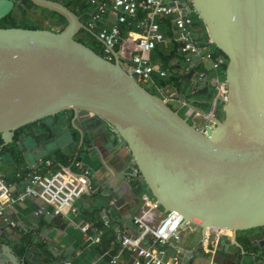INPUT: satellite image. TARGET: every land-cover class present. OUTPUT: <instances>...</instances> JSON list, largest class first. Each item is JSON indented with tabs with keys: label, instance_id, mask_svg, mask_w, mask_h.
I'll return each instance as SVG.
<instances>
[{
	"label": "water",
	"instance_id": "95a60500",
	"mask_svg": "<svg viewBox=\"0 0 264 264\" xmlns=\"http://www.w3.org/2000/svg\"><path fill=\"white\" fill-rule=\"evenodd\" d=\"M30 1L62 15L67 24L57 30L0 28V159L15 160L22 169L30 163L24 138L31 147L37 136L54 142L63 137L65 125L47 124L50 130L39 127L18 141L16 131L71 111L89 160L93 135L119 136L140 180L165 212H179L185 224L204 233L209 227L231 230L218 245L231 240L247 253L239 233L264 228V0H191L193 13L228 59L227 100L223 116L211 117L216 126L210 135L138 83L117 50L109 60L78 40L85 30L106 44L64 2ZM15 9L14 0H0V20ZM3 248L11 250L7 257L15 264L12 249ZM254 256L264 259L262 252Z\"/></svg>",
	"mask_w": 264,
	"mask_h": 264
},
{
	"label": "crops",
	"instance_id": "0c3cea01",
	"mask_svg": "<svg viewBox=\"0 0 264 264\" xmlns=\"http://www.w3.org/2000/svg\"><path fill=\"white\" fill-rule=\"evenodd\" d=\"M190 5V1L186 0V7ZM116 21L117 16L110 10L102 14L100 24L103 29H109L116 24ZM198 32L201 37L206 36L205 31L201 28H198ZM141 33L143 31L139 30L136 25L125 26L122 35L123 49L125 51L133 50V37H137ZM155 63L161 66L157 62ZM185 65L203 66L200 74L204 73V76L201 80L208 74L214 76L216 98L211 111L213 110L215 116L220 118L221 114L217 105L224 101L219 96L218 87L220 85L218 82L225 80L221 71L211 70L208 63L201 60L199 56H194L190 63L184 61L182 67ZM150 85H153V82ZM161 94L168 98L169 102L179 103L176 99L177 91L173 86L162 89ZM185 104L184 102L182 107ZM206 117L199 111V113H193L190 119L202 126ZM63 127L65 133L62 138H56L54 142H44L46 139L44 136H35L37 145L33 147L27 145L22 148L28 153L30 160V163L22 169L18 168V163L15 160L6 162V160L0 159V174L7 179L13 176L19 177L21 172L31 170L22 182L10 183L12 193L16 197L26 189L30 175L35 170L40 171L39 167L45 159L56 152H64V150L73 147L68 150L70 151L68 154L77 156V167L81 170L80 172L89 171L91 193L100 191L102 197L96 198L90 193L85 194L74 205L75 210L69 209L63 216L55 215L54 207L39 196L28 195L24 200H15L14 202L0 200V210H3V214H0V264H13L11 258L7 257V255L12 256L11 250L8 248L4 250V245L12 249L16 256L15 264H66L68 262L71 264H112L110 260L102 257L101 248L104 246L93 243V240L89 238L90 236L95 237L101 232L92 230L93 223L82 214L84 209L93 211L100 208L96 220L101 218L107 225L110 224L118 234L119 245L111 247L115 251L120 248L121 239L124 236H135L139 233V228L134 223L136 216L147 218L153 225L166 214L163 211L154 212L151 204L142 200V194L147 193L148 189L145 184L141 187L140 182H137V177L140 174L137 172L128 146L119 136L108 132L93 135L91 138L94 143V154L91 161L88 150L80 145V136L72 124L69 123ZM57 145L69 147L50 153L49 150ZM80 156H83L84 159H79ZM49 216L50 220H48ZM86 224L91 228L88 233L83 230ZM26 233L32 235L29 237L31 241L24 238ZM205 233L201 227L194 224L184 227L181 232V240H172L165 246L167 256L179 258L182 264H264V259L254 258L255 253L262 252L264 255V228L255 229L243 235L249 241V248L246 247L248 252L245 254L231 240H228L229 243L222 241L219 245L214 244L210 247L212 250H209V246L205 245ZM153 240V237H148L143 245H152ZM133 261L134 256L131 253L123 252L116 264H133Z\"/></svg>",
	"mask_w": 264,
	"mask_h": 264
},
{
	"label": "built area",
	"instance_id": "2783aa9c",
	"mask_svg": "<svg viewBox=\"0 0 264 264\" xmlns=\"http://www.w3.org/2000/svg\"><path fill=\"white\" fill-rule=\"evenodd\" d=\"M189 1L191 5L186 7V0H107L106 3L100 6L99 13L93 18L101 22L102 14L110 10L117 16L115 25L109 29H103L99 33L100 38L106 43L104 57L114 60L112 49L117 50L122 57L123 65L129 72L136 75L137 82L143 86L153 82L154 72H159L161 76H165L167 72L161 66L152 62V54L159 43H171L161 31L157 18L159 16H172L175 37L181 44L180 50L185 57V61L190 63L194 56H199L201 60L208 63L211 70L219 71L228 63V59L225 55H215L211 48L203 47L200 44L199 27L195 25L192 1ZM140 12L145 13V16L139 17ZM88 25L91 28L94 26L93 22L88 23ZM131 25H136L143 33L133 37L134 49L125 51L123 49V29L125 26ZM209 42L212 43L210 38ZM119 46L120 48L117 49ZM203 76L204 73H201L199 78L201 79ZM218 84L220 85L218 87L219 96L226 102L227 83L225 80H219ZM162 97L168 103L171 102L163 95ZM188 109L187 115L189 117L195 112L199 113L192 107ZM206 116L205 123L200 127L207 135H210L216 126L215 121L211 118L215 116V113L212 110ZM51 163L50 160L45 162L48 167L51 166ZM33 175L31 185L14 197L10 183L0 174V200L5 199L14 202L15 200H24L28 195L39 196L54 207L55 215L63 216L69 209L74 211V205L78 199L91 193L92 190L89 171L76 172L62 167L57 171L48 169L46 173L35 170ZM142 200L145 203H150L154 212H165L160 203L149 192L142 194ZM165 213L159 222L153 225L149 223L147 218L136 216L134 223L138 226L139 233L135 236H124L117 251L101 248L102 257L110 260L112 264H116L123 252H129L134 256L133 264H182L179 258L167 256L165 246L172 240L180 241L182 229L193 225V223L185 224L183 215L179 212ZM0 214H3V210H0ZM83 230L88 233L91 228L86 224ZM230 236H232L231 230L228 233L224 229L209 227L206 229L205 245L209 246V250H212L211 246ZM148 237L154 238L153 244L144 246L143 242ZM89 238L93 240V243L101 244V233ZM66 264H71V262Z\"/></svg>",
	"mask_w": 264,
	"mask_h": 264
},
{
	"label": "trees",
	"instance_id": "16d2710c",
	"mask_svg": "<svg viewBox=\"0 0 264 264\" xmlns=\"http://www.w3.org/2000/svg\"><path fill=\"white\" fill-rule=\"evenodd\" d=\"M16 3V9L21 14V19L18 20L15 17L14 12L9 14L0 20V28H10V27H23L30 29L41 28V25L33 22L28 18V9L34 7L35 5L30 0H14ZM68 5L72 10H74L83 21L87 23L93 22V29L100 33L103 28L101 27L100 21L94 20V16L99 13V8L103 3H106L107 0H60ZM43 12L48 14V19L54 21L58 26H64L67 24V20L60 14L43 9ZM145 16V13L140 12L139 17ZM193 18L195 19V25L205 31L206 36L199 37L200 44L205 47L211 48L215 55H224L214 44L209 42L208 32L203 20L196 14L193 13ZM157 21L160 25V29L163 34L167 37L171 43H159L153 51L152 62L161 64V68L167 73L165 76H161L159 72L153 73V85L151 87H146L152 93L161 95V90L168 86H173L177 91V100L178 104L170 102L169 104L180 110L182 115H186L189 107H192L203 114H209L212 107L214 99L216 98V84L213 79V75L208 74L203 80L199 78L201 69L203 66L191 67L190 65H185L182 67L185 61V57L180 50L181 44L176 40V35L174 31L173 17L172 16H159ZM78 40L86 43L97 53L105 55L104 49L105 45L100 42L96 37L91 33L82 30L76 37ZM117 47V49H119ZM202 65V64H201ZM226 65H224L220 71L223 77H226ZM204 84V85H203ZM186 103L182 107L183 103ZM225 102L217 105V109L220 111V114L223 113V106ZM32 123L29 125H36ZM44 127L48 130L51 128L45 124ZM22 129L17 131L16 139L19 137ZM50 160L51 166H46L45 162ZM62 167L72 168L73 170L81 171L77 167V156L75 154H64L63 152H56L54 155L49 156L44 160L42 165L39 167L41 173H46L48 169L57 171ZM31 172V170H25L20 173V176L9 177L6 180L9 183H20L22 182ZM18 174V172H17ZM139 179V180H138ZM137 182H140V186L144 184L140 180V176L137 177ZM96 198H101L102 195L99 192L90 193ZM100 208H97L93 211L84 209L82 214L84 217L93 223L92 230H97L101 232V244L104 246L103 249L111 250L112 246L119 245L118 234L115 232L113 227L110 224H106L101 218L96 220V216L99 215ZM253 230H248L246 232H240L239 238L240 242L243 243L247 248L249 241L244 237L248 232ZM30 233H26L24 236L25 239L30 240Z\"/></svg>",
	"mask_w": 264,
	"mask_h": 264
},
{
	"label": "flooded vegetation",
	"instance_id": "af4514ba",
	"mask_svg": "<svg viewBox=\"0 0 264 264\" xmlns=\"http://www.w3.org/2000/svg\"><path fill=\"white\" fill-rule=\"evenodd\" d=\"M73 120H74V114L71 111H69V112H62V113H59V114H57L55 116H52V117H48V118L39 120V121H37V124L36 125H27L25 127L20 128V129H22V131L20 132L19 137L17 139H16V136H15V141H18L19 138H20V136L23 135V134H26V135H29L30 133L31 134L33 133L34 134V130L35 129H38L39 127H44L45 124L62 122V123H64V125H68L69 123L72 124L73 123ZM20 129H18V130H20ZM17 131H16V135H17ZM21 145H22V147H25L27 145H30L28 139H25L24 138V140H23V142H22Z\"/></svg>",
	"mask_w": 264,
	"mask_h": 264
},
{
	"label": "rangeland",
	"instance_id": "374dc122",
	"mask_svg": "<svg viewBox=\"0 0 264 264\" xmlns=\"http://www.w3.org/2000/svg\"><path fill=\"white\" fill-rule=\"evenodd\" d=\"M15 17L20 20L21 19V14L19 13V11L17 9H15L14 11ZM28 18H30L33 22L38 23L41 25V28H51L54 30H57L60 26H58V24L54 21L49 20L48 14L43 12V8L34 6L32 8L28 9V14H27ZM146 87H151L150 84H145ZM223 116V113L221 114V117ZM191 122L196 125L197 127H200L199 123L196 121L191 120Z\"/></svg>",
	"mask_w": 264,
	"mask_h": 264
},
{
	"label": "bare ground",
	"instance_id": "6f19581e",
	"mask_svg": "<svg viewBox=\"0 0 264 264\" xmlns=\"http://www.w3.org/2000/svg\"><path fill=\"white\" fill-rule=\"evenodd\" d=\"M225 231H227L228 233H230V230H225Z\"/></svg>",
	"mask_w": 264,
	"mask_h": 264
}]
</instances>
